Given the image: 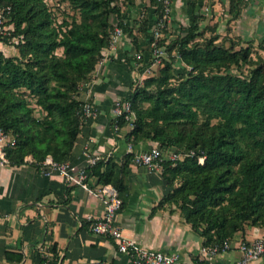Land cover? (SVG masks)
<instances>
[{"label": "trees", "instance_id": "1", "mask_svg": "<svg viewBox=\"0 0 264 264\" xmlns=\"http://www.w3.org/2000/svg\"><path fill=\"white\" fill-rule=\"evenodd\" d=\"M63 1L75 14L71 21L56 23L44 0H0L1 6H10L6 24L11 25L0 41L18 51L16 56L0 51V125L14 139L5 150L12 165L24 163L26 156L37 168L47 156L56 162L69 160L87 119L84 101L77 96L110 45L112 16L139 48L137 35L122 17V1L132 0ZM149 1L158 4V11L159 2ZM199 18L192 14L176 40L177 55L190 68L187 77L171 82L175 58L168 54L161 60L159 76H149L142 84L139 79L130 82L120 100L130 102L132 126L124 116L117 125L130 126L124 136L127 144L155 141L162 149L182 154L174 167L165 165L162 174L174 187L151 213L174 204L208 247L248 225L264 226V58L253 60L249 46L196 41ZM153 40L150 37L149 53ZM155 44L159 47L161 40ZM241 63L249 66L247 74L219 73ZM34 105L45 111L42 118L35 117ZM133 157L127 152L119 163L102 157L89 168L100 184L117 189L120 211L130 196L127 177ZM199 157H204L203 163ZM51 251L52 256H41L39 264L60 263L55 247ZM5 255L10 257L9 252Z\"/></svg>", "mask_w": 264, "mask_h": 264}, {"label": "crops", "instance_id": "2", "mask_svg": "<svg viewBox=\"0 0 264 264\" xmlns=\"http://www.w3.org/2000/svg\"><path fill=\"white\" fill-rule=\"evenodd\" d=\"M117 43L115 50L105 52L92 78L80 87L77 96L81 101L88 100L92 108L68 160L79 167L89 166L93 158L109 156L119 163L127 153L124 136L130 126L114 129L113 107L130 90L132 68L129 64L133 53L132 43L126 38L120 37ZM0 51L5 56L18 55L13 45L2 41ZM34 115L40 119L45 111L35 106ZM151 143L143 140L137 145L131 144L132 152L138 153ZM127 178L128 204L118 210L114 223L124 238L142 248L173 252L182 260L196 264H234L242 257L238 248L241 242L264 239V226L248 225L229 239L227 250L207 258L203 254V238L184 221L174 204H166L151 213L174 187L167 183L162 172L150 171L132 162ZM87 182L92 188L100 185L92 175ZM104 209V198L66 182L56 171L44 173L31 156H26L19 165L0 164V264H39L41 256H52V247L56 249L59 264H90L96 260L106 264H132L130 254L119 251L112 237L89 230L87 223L102 216ZM246 264H264V255Z\"/></svg>", "mask_w": 264, "mask_h": 264}, {"label": "rangeland", "instance_id": "3", "mask_svg": "<svg viewBox=\"0 0 264 264\" xmlns=\"http://www.w3.org/2000/svg\"><path fill=\"white\" fill-rule=\"evenodd\" d=\"M44 1L51 8L56 23L64 19L71 21V17L75 14L66 1ZM157 2L161 6L160 11L156 10L158 4L150 3L149 0L122 1L121 3L125 23L133 29L139 39V48L131 47L133 53L132 62L129 64L132 68L131 82L135 83V80L139 79V83L142 84L143 79L149 76H159L161 60L166 59L168 54L175 58L171 82L176 84L187 77L190 68L178 57L176 40L184 33L182 28L190 24L192 14L201 16L198 20L199 34L196 41L207 43L212 40L213 43L224 47L231 44L235 48L249 46L253 60H257L259 56L264 58V0H157ZM161 17L165 21L156 39L161 40L159 51L149 53V39L154 38L155 27ZM111 21L114 29L118 28L115 16H112ZM144 23L147 25V30L142 32L141 27ZM120 37L131 42L128 34H121ZM57 52L61 53V49L59 48ZM123 56L129 60L126 54ZM159 59H161L160 62ZM248 68L247 64L241 63L240 67L233 65L219 73L247 74Z\"/></svg>", "mask_w": 264, "mask_h": 264}, {"label": "built area", "instance_id": "4", "mask_svg": "<svg viewBox=\"0 0 264 264\" xmlns=\"http://www.w3.org/2000/svg\"><path fill=\"white\" fill-rule=\"evenodd\" d=\"M10 6L0 5V35L3 36L8 33L11 25H7L9 20ZM163 17H165L163 15ZM161 17L155 27L154 40L150 43L153 48V52H158L159 47H156V39L159 36L160 28L163 26L165 19ZM119 28V27H118ZM114 29L110 45L107 50H115L117 42L121 36L120 28ZM161 59H159L160 62ZM83 112L88 117L92 111L91 104L88 100L83 103ZM120 116L128 121V124L132 126V119L134 117L133 112L130 110L129 101H121L120 99L114 102L113 107V124L114 129L118 130L117 120ZM14 139L10 137L4 127L0 125V164L7 163L6 147L12 146ZM127 152H132L131 144L127 145ZM133 163L137 166L146 167L150 171L163 172L167 167H174L177 160L182 158V154L175 150L162 149L158 142L152 141V143L146 148L142 149L138 153H133ZM192 154V152H191ZM96 158L90 161L89 166L79 167L72 164L69 161L56 162L53 161L50 156H47L44 161L41 162L40 167L44 173L50 171H56L60 174L64 180L70 184L79 185L82 188L88 190L97 197L104 198L105 209L102 216L92 219L89 224V230L93 233L102 234L112 237L118 244L119 251L128 253L132 257V264H196L193 261L182 260L178 254L173 252H165L162 250H150L140 247L135 241L126 239L122 236L120 228L114 223V217L120 209L121 200L118 196L117 189L109 183L100 184L95 188H92L87 182L89 176V168L96 162ZM204 157H199L198 162L203 163ZM229 240H225L222 244L204 247L203 254L207 258L214 257L218 252L227 250L229 248ZM242 252L240 260L234 262V264H246L250 260L258 258L264 255V239H256L250 242H241L238 246ZM90 264H106L102 260H96Z\"/></svg>", "mask_w": 264, "mask_h": 264}]
</instances>
